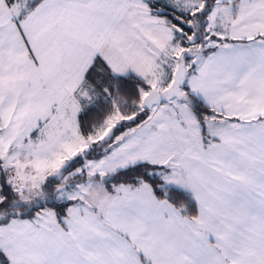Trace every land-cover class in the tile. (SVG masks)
<instances>
[{
    "label": "snow or ice",
    "instance_id": "snow-or-ice-1",
    "mask_svg": "<svg viewBox=\"0 0 264 264\" xmlns=\"http://www.w3.org/2000/svg\"><path fill=\"white\" fill-rule=\"evenodd\" d=\"M0 264H264V0H0Z\"/></svg>",
    "mask_w": 264,
    "mask_h": 264
}]
</instances>
